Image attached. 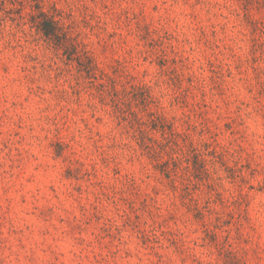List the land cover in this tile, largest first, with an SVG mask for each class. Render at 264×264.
<instances>
[{
    "label": "rangeland",
    "instance_id": "374dc122",
    "mask_svg": "<svg viewBox=\"0 0 264 264\" xmlns=\"http://www.w3.org/2000/svg\"><path fill=\"white\" fill-rule=\"evenodd\" d=\"M0 264H264V0H0Z\"/></svg>",
    "mask_w": 264,
    "mask_h": 264
},
{
    "label": "trees",
    "instance_id": "16d2710c",
    "mask_svg": "<svg viewBox=\"0 0 264 264\" xmlns=\"http://www.w3.org/2000/svg\"><path fill=\"white\" fill-rule=\"evenodd\" d=\"M43 16L46 22L44 27L45 34H47L48 36L56 35L58 32L56 21L51 18L47 13H43Z\"/></svg>",
    "mask_w": 264,
    "mask_h": 264
}]
</instances>
